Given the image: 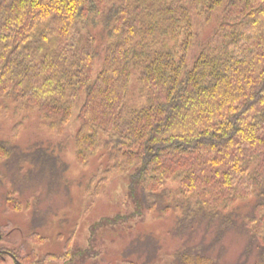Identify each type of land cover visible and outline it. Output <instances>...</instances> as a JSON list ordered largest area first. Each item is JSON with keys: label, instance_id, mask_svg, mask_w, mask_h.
<instances>
[{"label": "trees", "instance_id": "obj_1", "mask_svg": "<svg viewBox=\"0 0 264 264\" xmlns=\"http://www.w3.org/2000/svg\"><path fill=\"white\" fill-rule=\"evenodd\" d=\"M199 14L217 39L189 65ZM0 96L58 130L78 107L77 158L102 142L104 174L130 172L133 211L105 222L126 225V264H231L233 230L235 264H264V0H0ZM145 217L156 236L133 229Z\"/></svg>", "mask_w": 264, "mask_h": 264}, {"label": "rangeland", "instance_id": "obj_2", "mask_svg": "<svg viewBox=\"0 0 264 264\" xmlns=\"http://www.w3.org/2000/svg\"><path fill=\"white\" fill-rule=\"evenodd\" d=\"M205 16L195 19L189 65L208 40L217 39L214 24ZM98 39L95 73L104 49L103 39ZM140 75V69H133L128 108L145 101ZM77 112L78 107L58 130L38 108L0 96V249L14 253L23 264H126L133 258L126 225L105 223L133 211L130 172L112 169L104 174L112 160L102 142L83 161L77 158ZM150 220L145 217L133 229L156 236L160 226ZM222 242L223 259L231 264L241 260L246 243L241 231L227 232ZM0 264L17 263L0 254Z\"/></svg>", "mask_w": 264, "mask_h": 264}, {"label": "water", "instance_id": "obj_3", "mask_svg": "<svg viewBox=\"0 0 264 264\" xmlns=\"http://www.w3.org/2000/svg\"><path fill=\"white\" fill-rule=\"evenodd\" d=\"M13 259L14 261L19 264V260L12 254V253H8Z\"/></svg>", "mask_w": 264, "mask_h": 264}, {"label": "bare ground", "instance_id": "obj_4", "mask_svg": "<svg viewBox=\"0 0 264 264\" xmlns=\"http://www.w3.org/2000/svg\"><path fill=\"white\" fill-rule=\"evenodd\" d=\"M8 253H12V252H9V251H0V254H8ZM14 255V253H12ZM9 255V254H8ZM10 256V255H9ZM15 256V255H14Z\"/></svg>", "mask_w": 264, "mask_h": 264}, {"label": "flooded vegetation", "instance_id": "obj_5", "mask_svg": "<svg viewBox=\"0 0 264 264\" xmlns=\"http://www.w3.org/2000/svg\"><path fill=\"white\" fill-rule=\"evenodd\" d=\"M0 251H3V250L0 249Z\"/></svg>", "mask_w": 264, "mask_h": 264}]
</instances>
